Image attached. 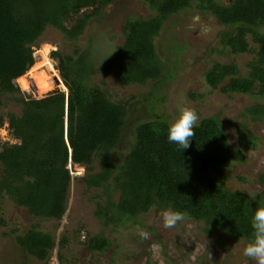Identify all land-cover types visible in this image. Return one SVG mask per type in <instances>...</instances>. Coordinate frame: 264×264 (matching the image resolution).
Segmentation results:
<instances>
[{"label": "rangeland", "instance_id": "obj_1", "mask_svg": "<svg viewBox=\"0 0 264 264\" xmlns=\"http://www.w3.org/2000/svg\"><path fill=\"white\" fill-rule=\"evenodd\" d=\"M155 1L165 3L166 0ZM190 1L194 4V0ZM219 1L238 3L237 0ZM156 10V4L146 0H117L99 9L96 4L82 7L77 12H68L63 19V25L69 27L83 12H92L81 35L72 39L46 26L31 46L34 62L22 76L33 84L31 70L41 65L39 70L51 77L49 87L34 94L30 87L23 89L15 79L19 94H0L3 121L0 143L18 142L7 125L6 115L20 112V104L11 96L40 98L56 88L53 77L62 85L55 69L57 61L49 52L56 50L64 56L85 49L83 52L89 56L87 85L101 92L108 101L125 108L121 134L115 152L109 154L110 160L117 162L124 155L136 123L153 118L168 121L176 114L177 105L183 102L195 109L199 119L214 117L231 147H240L246 140V136L237 134L238 127L254 137L253 145L244 149L241 161L228 168L211 170L209 174L227 189H237L248 198L264 201V98L255 91L246 94L231 91L227 77L214 88L204 81V73L213 63L232 64L243 75L249 63L264 67V62L256 59L255 52L260 48L252 38L264 32V11L257 13L250 28L236 19L222 22L210 13L192 9L167 14L154 33L137 42L140 50L136 62L156 74L144 77L136 71L115 66L104 70L101 66L106 56L117 47L127 45L129 20L155 17ZM224 32L235 36L245 48L231 52L224 45ZM45 51L52 69L43 61ZM70 78L78 83L81 80L76 74ZM253 105H261L262 111H247ZM101 159V153L95 152L89 170L67 160L64 210L57 218L28 214L25 207L0 186V264H256L243 254L241 241L245 239L231 238L221 230L209 229L201 221L189 219L178 222L175 227L164 228L159 213L170 206L159 208L148 203L131 207L126 201L120 205L118 188L104 189L105 184H87L86 174L99 171ZM1 174L0 165V177ZM26 181L23 177L12 179L11 183L16 188ZM28 229L47 233L52 239V246L44 255L27 254L16 243V238ZM93 236L104 239L100 248L87 245V239Z\"/></svg>", "mask_w": 264, "mask_h": 264}, {"label": "trees", "instance_id": "obj_2", "mask_svg": "<svg viewBox=\"0 0 264 264\" xmlns=\"http://www.w3.org/2000/svg\"><path fill=\"white\" fill-rule=\"evenodd\" d=\"M114 1L117 0H0V94H19L14 80L33 64L31 46L46 26L57 29L67 39L75 38L83 32L92 12H83L66 27L63 19L68 12L94 4L99 9ZM146 1L156 4L157 15L129 20L128 43L106 56L101 66L104 70L115 66L136 71L144 77L156 74L136 62L140 50L137 42L154 33L167 14L192 9L210 13L222 22L236 19L250 28L257 13L264 11L262 0H237V4H223L219 0H194V4L190 0ZM222 38L231 52L245 48L230 33L224 32ZM252 38L260 48L255 52L257 61L264 62V32ZM83 50L64 56L56 50L49 52L57 61L55 69L65 92L54 88L37 99L11 96L20 104V112L18 115L9 112L7 125L18 142L0 143V186L25 207L28 214L57 218L64 210L67 160L89 170L93 154L99 151L100 170L88 172L85 181L95 186L105 184L104 189L118 188L120 205L126 201L131 207L148 203L159 208L170 206L185 212V219L201 221L209 229L221 230L231 238H250L252 214L263 200L225 188L209 171L228 168L241 161L244 149L253 145L254 137L238 127L237 134L246 136V140L240 147H231L218 121L214 117H203L194 128L190 146L181 150L179 145L168 141L166 121L153 118L136 123L124 155L117 162L110 160L109 154L115 152L121 134L125 108L108 101L101 92L87 85L88 55ZM72 74L81 78L79 83L70 78ZM224 77L228 78L231 91L243 94L255 91L264 98V67L249 63L243 75L232 64L213 63L204 73V81L211 88ZM261 109V105H253L247 111L260 113ZM2 122L0 116V126ZM23 177L26 183L14 188L11 180ZM16 243L25 253L38 257L52 246V239L47 233L28 229L16 238ZM103 244L104 239L100 237L87 239L90 248H100Z\"/></svg>", "mask_w": 264, "mask_h": 264}, {"label": "clouds", "instance_id": "obj_3", "mask_svg": "<svg viewBox=\"0 0 264 264\" xmlns=\"http://www.w3.org/2000/svg\"><path fill=\"white\" fill-rule=\"evenodd\" d=\"M62 91L65 92V88ZM198 119L194 108L186 103H179L176 114L166 121L168 141L179 145L181 150L187 149L190 146V140L195 136L194 128L198 124ZM156 131L158 132L159 129ZM186 215L185 212L167 207L161 209L159 218L162 220L164 228H172L178 222L183 221ZM251 228V237L241 241L243 254L255 261L256 264H264V201L257 205L252 214Z\"/></svg>", "mask_w": 264, "mask_h": 264}, {"label": "bare ground", "instance_id": "obj_4", "mask_svg": "<svg viewBox=\"0 0 264 264\" xmlns=\"http://www.w3.org/2000/svg\"><path fill=\"white\" fill-rule=\"evenodd\" d=\"M44 57H45L43 59L44 63L47 64V65H49L51 67V69H52L51 64L49 63L48 59L46 58V51L44 53ZM42 65H44V64H42ZM40 66H37V67L33 68L31 70V72L33 73V75L30 76L31 81H33L32 83L35 84L36 87H37V89H36V87H34L36 93H37V90L43 91L46 88H48L49 87V80L51 78V77H49L48 74H46L45 71L39 70V67ZM17 81H18V83L20 84V86L23 89H28L30 87V85L33 86V84H30L29 81H27L26 79H24L23 76H20L17 79ZM59 86H61V87L64 88V86H62V85H59Z\"/></svg>", "mask_w": 264, "mask_h": 264}, {"label": "water", "instance_id": "obj_5", "mask_svg": "<svg viewBox=\"0 0 264 264\" xmlns=\"http://www.w3.org/2000/svg\"><path fill=\"white\" fill-rule=\"evenodd\" d=\"M53 82L56 86V89L59 90V91H62L63 90V87L59 86L58 83H59V79L56 78V77H53ZM30 89L34 92V94H36L35 92V89H34V86L30 85Z\"/></svg>", "mask_w": 264, "mask_h": 264}]
</instances>
